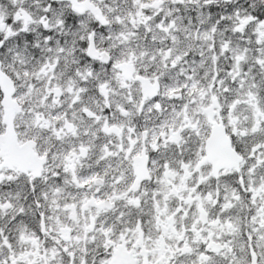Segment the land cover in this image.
<instances>
[{
	"label": "flooded vegetation",
	"instance_id": "flooded-vegetation-1",
	"mask_svg": "<svg viewBox=\"0 0 264 264\" xmlns=\"http://www.w3.org/2000/svg\"><path fill=\"white\" fill-rule=\"evenodd\" d=\"M0 264H264V0H0Z\"/></svg>",
	"mask_w": 264,
	"mask_h": 264
},
{
	"label": "rangeland",
	"instance_id": "rangeland-1",
	"mask_svg": "<svg viewBox=\"0 0 264 264\" xmlns=\"http://www.w3.org/2000/svg\"><path fill=\"white\" fill-rule=\"evenodd\" d=\"M211 31H213V30L211 29ZM198 35L199 36H198L197 40H201V38L206 35V32L205 31L199 32ZM174 39H176V38H173V41H174ZM194 66L197 67V69H200L203 66V63L202 62H196V63H194ZM188 70H193V69L188 67V68L185 69V71L183 69H181L179 71L180 72L184 71L185 75L188 76L189 75V73L187 72ZM245 83H246V88L248 90V88L249 89L253 88V86L256 83V81H255V79L253 80V78H246Z\"/></svg>",
	"mask_w": 264,
	"mask_h": 264
}]
</instances>
